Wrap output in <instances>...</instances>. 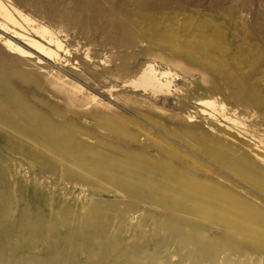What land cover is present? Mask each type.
<instances>
[{
  "label": "rangeland",
  "instance_id": "rangeland-1",
  "mask_svg": "<svg viewBox=\"0 0 264 264\" xmlns=\"http://www.w3.org/2000/svg\"><path fill=\"white\" fill-rule=\"evenodd\" d=\"M145 1L0 0V264H264V0Z\"/></svg>",
  "mask_w": 264,
  "mask_h": 264
},
{
  "label": "bare ground",
  "instance_id": "bare-ground-1",
  "mask_svg": "<svg viewBox=\"0 0 264 264\" xmlns=\"http://www.w3.org/2000/svg\"><path fill=\"white\" fill-rule=\"evenodd\" d=\"M144 3H146V1L144 0ZM150 3V2H149ZM147 2V4H149ZM150 5V4H149ZM13 11L16 13L17 16L13 15L11 12H9V10L0 2V17L2 18V20L0 21V30L1 31H5V32H8L11 34V36L13 38H17L19 40H21L28 48H30L31 50L33 49L37 54L47 58V59H51L52 57H54L56 55V49H59L60 48V42L55 39L53 36L51 35H46V33L48 32L45 28H41V30H37L35 29V32L37 33L38 37H31V36H27L25 35L23 32L20 31V28H22V24H25L29 27H33L34 26V20H32L29 16L21 13L19 10H17L16 8H13ZM188 29V28H187ZM196 37V34L197 33H194ZM206 35V34H204ZM208 35V34H207ZM206 38H208V36H205ZM203 37V38H205ZM200 38V37H199ZM198 40V38H196ZM195 39V40H196ZM194 40V39H192ZM200 40V39H199ZM202 41H205L201 38ZM207 42L208 40H212L210 38L206 39ZM209 41V42H210ZM2 44L5 46V48L7 49V51L9 53H16L18 54L19 56H22V57H32L31 53L29 52V50L23 48L22 46H20L18 43H15L14 41H12L11 39L9 38H6L4 37L2 40H1ZM169 42V41H168ZM190 42V41H189ZM206 41L205 42H202L203 43H207ZM215 41L211 42L212 44L214 43ZM201 43V41H200ZM211 43H208V44H211ZM190 44V43H188ZM194 44V43H193ZM217 44V43H216ZM191 45V44H190ZM129 46V45H128ZM182 46V45H181ZM185 46V45H184ZM215 46V45H214ZM194 48V46H192ZM196 47V46H195ZM201 47V46H200ZM205 47H207L205 45ZM204 47V49H205ZM209 47H213L212 45H209ZM217 45L214 47V50H216L217 48ZM184 48V47H183ZM192 48V49H193ZM216 48V49H215ZM220 48V47H219ZM189 49V48H188ZM191 49V48H190ZM195 49V48H194ZM201 49V48H200ZM208 49V48H207ZM197 50V49H195ZM223 50V49H222ZM221 50V51H222ZM204 50H202V53H203ZM211 51V50H210ZM213 51V50H212ZM221 51H216L217 52H221ZM223 53V52H222ZM225 53V52H224ZM223 53V54H224ZM194 54V53H192ZM207 56V55H206ZM213 56V54H212ZM221 56V55H220ZM224 56H226L224 54ZM208 57V56H207ZM214 57V56H213ZM215 58V57H214ZM228 59V58H227ZM254 59V58H253ZM209 60V59H208ZM215 61V60H214ZM224 61V60H223ZM229 61V60H228ZM227 61V62H228ZM252 61V59H251ZM259 61V60H258ZM209 62L211 64H213L214 62L213 61H210ZM207 61V64L209 63ZM216 62V61H215ZM222 62V61H221ZM249 63V62H248ZM215 64V63H214ZM254 66V65H253ZM252 67V66H251ZM232 68V66H231ZM229 70V69H228ZM234 70V69H233ZM214 72V71H213ZM225 72V71H224ZM2 73V71H1ZM156 73L155 70H150L148 72H144L141 76V81L138 82V84H140L141 86L147 88V87H150L151 89H155V90H160L162 89V87L164 86L162 83L158 82L154 76V74ZM236 75V74H235ZM232 77V76H231ZM2 78V76H1ZM240 78V77H239ZM226 79V78H225ZM236 79V78H235ZM234 79V80H235ZM1 81V79H0ZM3 82V80H2ZM234 82V81H233ZM1 83V82H0ZM5 83V82H4ZM4 85V84H3ZM234 85V84H233ZM6 89V88H5ZM12 90V89H11ZM6 91V90H5ZM7 93V91H6ZM8 95V94H7ZM258 96V95H257ZM95 96H93L92 98L94 99ZM12 98V97H11ZM245 98V97H244ZM17 99V98H16ZM246 99V98H245ZM18 104V103H17ZM255 104V103H254ZM3 105V104H2ZM19 105V104H18ZM202 105H206L208 106L210 112H208L210 115L214 116L212 113L216 114L217 112H221L222 109L224 108L223 105H221V107L219 109H217L216 111V105H214V102L210 101V100H203L202 101ZM256 106V104H255ZM17 107V105H16ZM5 108V107H4ZM23 108V107H22ZM6 112V111H5ZM16 112V111H15ZM3 116V115H2ZM20 116V115H19ZM27 116V115H26ZM34 115H32L33 117ZM29 117V116H28ZM35 118V117H34ZM33 118V120H34ZM42 119V118H41ZM17 120V119H16ZM28 120V119H27ZM7 122V121H6ZM37 122V121H36ZM4 123V122H3ZM25 123V122H24ZM30 123V122H29ZM25 124L24 126L26 125H30V124ZM39 123V122H38ZM21 124V123H20ZM14 125V124H13ZM12 125V126H13ZM39 125V124H38ZM21 126V125H20ZM40 126V125H39ZM54 127V126H53ZM31 128V127H30ZM55 128V127H54ZM57 128V126H56ZM26 129V127H25ZM48 129V127H47ZM47 129L45 131H47ZM51 129V128H50ZM31 130H33V128H31ZM35 130V129H34ZM37 130V129H36ZM51 131H53V128L51 129ZM48 132H49V129H48ZM55 131L52 132V134L54 133ZM57 133V132H55ZM54 133V134H55ZM53 134V135H54ZM57 135V134H56ZM55 135V136H56ZM168 182V181H167ZM170 183V182H169ZM172 184V183H171ZM153 185V184H152ZM175 185V183H174ZM173 185V186H174ZM155 186V185H154ZM262 186V185H261ZM264 187V186H263ZM186 189V188H185ZM200 190V189H199ZM185 191V190H184ZM194 192V190L192 191ZM191 192V193H192ZM181 193V192H180ZM184 194V193H183ZM197 194V193H196ZM195 195V194H194ZM219 195V194H218ZM201 196V195H200ZM205 196V195H203ZM220 196V195H219ZM198 197V196H197ZM194 198V197H193ZM202 198V197H201ZM207 198V197H206ZM194 199H197V198H194ZM208 199V198H207ZM224 199V198H223ZM210 200V199H209ZM188 201V200H187ZM200 201V200H199ZM201 202V201H200ZM205 202V201H204ZM203 202V203H204ZM207 202V201H206ZM217 202V201H216ZM223 203V202H222ZM219 204V202H218ZM221 204V203H220ZM201 205V204H200ZM203 205V204H202ZM233 205V204H232ZM239 205V204H238ZM210 206V205H208ZM224 206V204L222 205ZM228 208V207H227ZM229 209V208H228ZM232 210V209H231ZM234 210V208H233ZM220 212V211H219ZM222 213V212H221ZM178 214V213H177ZM220 214V213H219ZM224 214V213H223ZM237 214V213H236ZM228 215V214H227ZM231 217V216H230ZM190 218V217H188ZM63 220V219H62ZM235 220V219H234ZM241 223V222H240ZM252 223V222H251ZM231 224V223H230ZM57 225V224H56ZM70 226V225H69ZM236 226V225H235ZM241 228L243 229V231H248V227H242V224L240 225ZM255 227V226H254ZM257 227V226H256ZM264 227V226H263ZM70 229V228H69ZM231 232V231H230ZM226 233V232H225ZM232 233V232H231ZM234 234H236L235 232H233ZM227 234V233H226ZM198 236V234H197ZM196 236V237H197ZM200 236V235H199ZM233 236V235H232ZM255 236V235H254ZM236 237V236H235ZM257 239V238H256ZM219 242H221L219 240ZM228 242V241H226ZM232 243V242H231ZM229 244V243H228ZM233 244V243H232ZM217 245V244H216ZM203 247V246H202ZM201 248V246H200Z\"/></svg>",
  "mask_w": 264,
  "mask_h": 264
}]
</instances>
